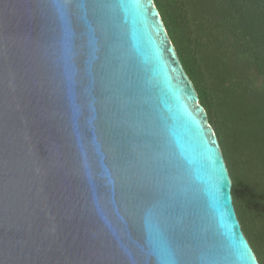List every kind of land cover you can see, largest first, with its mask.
I'll return each instance as SVG.
<instances>
[{
  "label": "water",
  "instance_id": "water-1",
  "mask_svg": "<svg viewBox=\"0 0 264 264\" xmlns=\"http://www.w3.org/2000/svg\"><path fill=\"white\" fill-rule=\"evenodd\" d=\"M154 0H0V264H260Z\"/></svg>",
  "mask_w": 264,
  "mask_h": 264
},
{
  "label": "trees",
  "instance_id": "trees-1",
  "mask_svg": "<svg viewBox=\"0 0 264 264\" xmlns=\"http://www.w3.org/2000/svg\"><path fill=\"white\" fill-rule=\"evenodd\" d=\"M218 136L242 230L264 264V0H154Z\"/></svg>",
  "mask_w": 264,
  "mask_h": 264
}]
</instances>
